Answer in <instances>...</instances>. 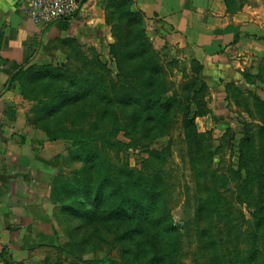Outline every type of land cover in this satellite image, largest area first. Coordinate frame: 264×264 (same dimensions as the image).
<instances>
[{
    "label": "rangeland",
    "instance_id": "1",
    "mask_svg": "<svg viewBox=\"0 0 264 264\" xmlns=\"http://www.w3.org/2000/svg\"><path fill=\"white\" fill-rule=\"evenodd\" d=\"M261 8L264 11V4ZM108 15L104 36L90 35L85 43L77 36L72 44L59 38L37 59L36 66L65 73L68 80L40 85L34 106L48 103V93L57 97L68 88L78 92L83 81L90 93L36 124V252L24 254L15 264L120 262L121 245L129 250L123 258L129 264L135 261L132 250L138 237L133 222L100 219L86 227L83 219H65L60 198L54 203V187L59 197L64 183L71 185L74 177L87 173L75 157L78 145L50 141L51 133L64 129L107 134L112 142L135 145L128 152L109 150L102 142L93 147L101 159L132 170L129 179L144 174L163 182L159 206L169 212L176 233L164 238L158 232L156 245L163 251L176 242V264H264V227L260 230L257 224V214L264 221L263 113L250 97L264 102V42L249 54L250 66L243 75L251 83L240 79L232 84L239 95L227 89L228 84H205L203 91L193 84L191 62L168 51L154 27L129 21L127 15L121 19L117 12ZM140 46L150 48L156 72L145 71V58L131 57ZM129 95L131 103L126 101ZM250 136L252 149L246 144ZM248 174L257 179L247 184ZM145 238L139 237L146 249Z\"/></svg>",
    "mask_w": 264,
    "mask_h": 264
},
{
    "label": "crops",
    "instance_id": "2",
    "mask_svg": "<svg viewBox=\"0 0 264 264\" xmlns=\"http://www.w3.org/2000/svg\"><path fill=\"white\" fill-rule=\"evenodd\" d=\"M116 1L80 0L73 18L45 28L30 18V0H0V264H15L36 252L35 102L24 98L18 82L10 81L36 65L40 52L44 56L59 38L78 36L85 43L90 35L104 36L108 6ZM132 3L168 51L203 66L206 84L245 81L249 54L264 42V0Z\"/></svg>",
    "mask_w": 264,
    "mask_h": 264
},
{
    "label": "trees",
    "instance_id": "3",
    "mask_svg": "<svg viewBox=\"0 0 264 264\" xmlns=\"http://www.w3.org/2000/svg\"><path fill=\"white\" fill-rule=\"evenodd\" d=\"M112 12L119 13L121 19L127 15L129 21H139L141 23L144 21L142 13L134 10L132 0H118L114 3H110L108 6V14ZM108 18L109 15L106 20H108ZM74 41L73 39H68L66 43L72 44ZM137 51L138 52L134 51L136 55L131 57H136V59L142 60L143 62L146 60L147 65L145 63L144 69L147 73H149V70L156 72L153 58L150 54L148 56L150 48L147 46H140V49H137ZM191 65L195 68L196 75L193 84H200L202 86L201 89L205 90L206 83L202 79L203 66L196 61H192ZM260 67L262 70L264 69V58ZM259 78H261V75ZM244 79L247 84L251 83L247 75H244ZM67 80L68 76L65 73H63V75H57L55 70L53 71L49 67L42 68L34 65L27 70H20L14 75L10 82L12 85L18 82L24 98L36 102V99L40 97L38 94L41 95L38 89L40 85H48L51 81H59V83L65 84ZM81 80L83 79L80 78L79 81ZM85 82L86 81L80 82L82 84H80L79 91L76 93H72V89L68 88V91L61 96L56 97L52 95L51 97V95H48L49 93L45 95L46 101H50L41 106H34L33 109V118L35 122H37L36 124L38 125L40 120L43 123L46 117H52L57 113L59 114L63 107H71L84 100V97H87L90 93L89 86H83ZM93 82L99 85L98 81ZM228 85L227 89L231 88L233 92L239 95L236 87L232 84ZM250 97L254 103H258L262 110L263 117L261 122L264 125V102L259 100L254 94H250ZM240 99H244V97L241 96ZM133 100L134 98L132 95H129L126 99L129 103L133 102ZM193 122L194 120L189 123L186 129L187 132ZM46 129L47 131H53L48 127ZM262 133L264 134V126L262 127ZM49 137L50 141L69 140L78 145L77 152H79V154L75 156L77 158L76 160L82 161L85 165V170H87V173L82 172L81 175L74 177L71 185L63 182L64 185L61 188L62 194L59 197H57L56 187L52 189V197L55 199L54 203H57L59 198L61 200V212L65 219H83L86 222V227L89 224L97 222V220L100 221V219L117 222L131 221L135 226V229L132 230L133 235L138 237L135 242L137 243L136 248L132 250V257L135 260L132 264H176V260L174 259L179 250L176 242L169 243L167 245V247H169L163 251L156 245L158 232L161 231L164 238L170 234L173 235L176 233V227L172 222L169 212L164 207L159 206L162 194L160 188H162L161 184L163 182L158 181L156 178H152L150 175L144 174H141V176L138 175L136 179L133 177L135 180L133 178L129 179V177L133 175L132 170L128 171L125 167H116L108 163L106 159H101L99 157L100 153L93 147L94 144L102 142L104 148H109V150L128 152L132 149H136L135 145L112 142L108 140L109 136L107 134L102 137L94 136L85 131L71 132L66 129L51 133ZM86 140L89 142H86ZM246 144L248 147L254 145L253 137L250 136L249 142H246ZM123 176H126V179H123ZM252 179L256 180L257 175L248 174L247 184H249ZM257 217H260V222L257 224H259L258 226L261 230V228L264 227L263 217L259 214H257ZM151 232H153V235L147 236L151 234ZM141 235L146 237L145 240L142 241H148L146 249H150V253H148L149 250L145 249V243L141 242L139 239ZM124 238L125 237L122 236L119 237L118 240H123ZM119 243L122 244V241ZM120 250L122 251V261L108 262L105 260V262H107L106 264H129L130 260L123 258L126 252L129 253V250L123 247V245L120 246Z\"/></svg>",
    "mask_w": 264,
    "mask_h": 264
},
{
    "label": "built area",
    "instance_id": "4",
    "mask_svg": "<svg viewBox=\"0 0 264 264\" xmlns=\"http://www.w3.org/2000/svg\"><path fill=\"white\" fill-rule=\"evenodd\" d=\"M80 0H30V18L44 27L73 18Z\"/></svg>",
    "mask_w": 264,
    "mask_h": 264
}]
</instances>
